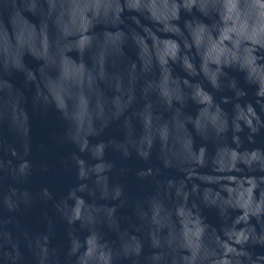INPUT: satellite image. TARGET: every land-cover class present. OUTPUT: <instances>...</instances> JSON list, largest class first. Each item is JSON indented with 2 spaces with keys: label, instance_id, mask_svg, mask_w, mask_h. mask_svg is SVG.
<instances>
[{
  "label": "water",
  "instance_id": "95a60500",
  "mask_svg": "<svg viewBox=\"0 0 264 264\" xmlns=\"http://www.w3.org/2000/svg\"><path fill=\"white\" fill-rule=\"evenodd\" d=\"M0 264H264V0H0Z\"/></svg>",
  "mask_w": 264,
  "mask_h": 264
}]
</instances>
